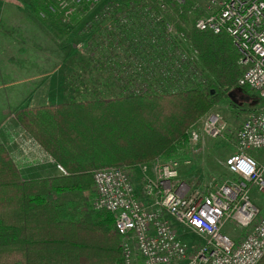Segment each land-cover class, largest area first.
<instances>
[{"label": "trees", "instance_id": "trees-1", "mask_svg": "<svg viewBox=\"0 0 264 264\" xmlns=\"http://www.w3.org/2000/svg\"><path fill=\"white\" fill-rule=\"evenodd\" d=\"M98 1L29 0L30 14L8 3L15 9L0 23V77L7 55L20 48L5 39L19 33L16 26L31 16L53 30L67 11H87ZM97 11L150 15V27L129 23L119 31L139 43V79L109 96L93 91L86 99L15 111L20 127L63 172L23 179L0 143V264H123L113 215L92 208L93 171L177 154L189 129L238 87L240 53L226 33L195 29L203 15L196 0H106Z\"/></svg>", "mask_w": 264, "mask_h": 264}, {"label": "built area", "instance_id": "built-area-1", "mask_svg": "<svg viewBox=\"0 0 264 264\" xmlns=\"http://www.w3.org/2000/svg\"><path fill=\"white\" fill-rule=\"evenodd\" d=\"M61 4L66 6L65 1ZM206 9L195 19V29L224 32L231 38L242 66L237 85L264 99V0H207ZM224 128L218 112L204 116L205 135L217 137ZM188 136L192 141L199 138L194 128ZM235 145L236 151L225 161L232 178L202 190L190 188L180 178L176 158L154 160L155 173L145 181L143 197L134 189L129 168L109 166L93 171L92 208L113 215L123 264L259 262L264 255V205L251 190L255 188L264 197V162L252 152L264 151V106L242 120ZM140 169L146 172L148 164ZM181 227L202 239L190 256L192 246L182 238Z\"/></svg>", "mask_w": 264, "mask_h": 264}, {"label": "crops", "instance_id": "crops-1", "mask_svg": "<svg viewBox=\"0 0 264 264\" xmlns=\"http://www.w3.org/2000/svg\"><path fill=\"white\" fill-rule=\"evenodd\" d=\"M65 14L66 18L60 26L53 25V30L46 23H25L16 26L18 34L5 37L20 48L17 53L7 55L4 75L0 77V143L8 148L23 179L52 176L45 174L51 164L61 171L58 174L63 170L20 127L15 111L43 103L86 99L92 97L96 87L103 96H109L125 82L139 79L136 67L141 58L139 43L119 31L129 23L137 29L150 27L149 14L145 11ZM47 163L50 165L45 167ZM190 245L196 248L198 243Z\"/></svg>", "mask_w": 264, "mask_h": 264}, {"label": "rangeland", "instance_id": "rangeland-1", "mask_svg": "<svg viewBox=\"0 0 264 264\" xmlns=\"http://www.w3.org/2000/svg\"><path fill=\"white\" fill-rule=\"evenodd\" d=\"M106 0H100L91 5L87 11H97L99 6ZM198 7L203 10V14L206 13L207 0H196ZM12 3L18 7L17 11H31L29 0H0V23L10 20L9 16L5 14V11H12L13 6L7 5ZM15 9V8H14ZM77 8L76 11H80ZM7 16V17H6ZM29 17V16H27ZM30 21L26 20V24L38 23L33 17H29ZM16 22H20L19 19ZM79 47V46H78ZM239 64V61H238ZM240 68L242 66L239 64ZM97 91L100 88L96 87ZM233 97V99H232ZM234 103L230 106L229 101ZM264 106V99L261 98L258 93L252 89H246L244 87H236L231 93H223L220 100L213 106L208 112H218L224 122L225 128L221 135L217 137H210L203 133V119L202 117L191 128L197 131L199 134L198 140H190L188 136V143L179 149L177 154L172 156H162L157 159L176 158L179 163L180 178L195 190H202L207 187H213L221 184L222 182L231 179L232 175L227 171L225 161L229 155L236 151L235 145V133L239 128L242 120L251 112L256 111ZM252 154L258 159L259 162H264V151L252 152ZM155 161L145 163L148 164V170L146 172L140 169L142 164L130 167L129 174L131 176L134 189L138 197H143V185L145 181L151 180L155 173ZM31 164V163H30ZM50 164L47 163L45 167ZM61 172L55 164H51V168L48 173L58 175ZM252 196L257 202L264 205V197L260 195L258 190H251ZM181 236L188 244L194 245L202 241L201 238L196 236L191 230H186L183 227L179 228ZM243 234V232H242ZM195 248H190L188 255L193 254ZM173 264H188L187 260H180Z\"/></svg>", "mask_w": 264, "mask_h": 264}, {"label": "water", "instance_id": "water-1", "mask_svg": "<svg viewBox=\"0 0 264 264\" xmlns=\"http://www.w3.org/2000/svg\"><path fill=\"white\" fill-rule=\"evenodd\" d=\"M232 99H233V97H232Z\"/></svg>", "mask_w": 264, "mask_h": 264}]
</instances>
